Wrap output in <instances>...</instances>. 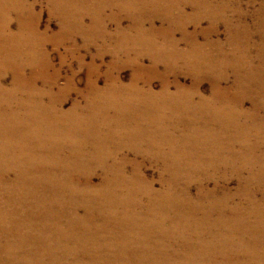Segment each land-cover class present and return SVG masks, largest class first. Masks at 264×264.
<instances>
[{
    "label": "rangeland",
    "instance_id": "374dc122",
    "mask_svg": "<svg viewBox=\"0 0 264 264\" xmlns=\"http://www.w3.org/2000/svg\"><path fill=\"white\" fill-rule=\"evenodd\" d=\"M0 184V264H264V0H0Z\"/></svg>",
    "mask_w": 264,
    "mask_h": 264
},
{
    "label": "bare ground",
    "instance_id": "6f19581e",
    "mask_svg": "<svg viewBox=\"0 0 264 264\" xmlns=\"http://www.w3.org/2000/svg\"><path fill=\"white\" fill-rule=\"evenodd\" d=\"M8 1V0H7ZM50 1V0H49ZM54 14V13H53ZM220 21V20H219ZM21 24V23H20ZM25 26V25H24ZM172 31V30H171ZM194 34V33H193ZM41 37V36H40ZM97 38V37H96ZM101 38V37H100ZM189 40V39H188ZM197 44H199V43H197ZM174 46V45H173ZM33 53V52H32ZM163 60V59H162ZM49 62V61H48ZM162 63H164V62H162ZM30 67V66H29ZM41 67V66H40ZM18 70V69H17ZM56 70V69H55ZM54 70V71H55ZM236 72V71H235ZM34 74V73H33ZM143 75V74H142ZM55 76V75H54ZM110 76V75H109ZM151 76V75H150ZM168 76V75H167ZM52 77V76H51ZM157 77V76H156ZM162 77V76H161ZM189 77V76H188ZM141 78V77H140ZM142 78H144V77H142ZM176 78V77H175ZM164 79H165V77H164ZM45 80V79H44ZM43 80V81H44ZM145 80V79H144ZM149 80V79H148ZM150 81V80H149ZM197 81V80H196ZM132 82V81H131ZM137 83V82H136ZM164 85V84H163ZM33 86V85H32ZM140 86V85H139ZM135 87V86H134ZM215 87H216V85H215ZM97 88V87H96ZM145 88V87H144ZM152 88V87H151ZM212 88V87H211ZM26 89V88H25ZM138 90V89H137ZM198 90V89H197ZM213 90V89H212ZM78 91V90H77ZM81 91V90H80ZM118 91V90H117ZM148 91V90H147ZM201 91V90H200ZM162 92V91H161ZM198 92V91H197ZM193 93V92H192ZM212 93V92H211ZM220 93V92H219ZM106 94V93H105ZM195 94V93H194ZM221 94V93H220ZM81 95V94H80ZM97 95V94H96ZM158 95V94H157ZM145 97V96H144ZM151 97V96H150ZM167 98V97H166ZM213 98V97H212ZM77 99H79V98H77ZM86 99V98H85ZM114 99V98H113ZM150 99V98H149ZM57 100V99H56ZM55 100V101H56ZM144 100V99H143ZM166 101V100H165ZM223 101V100H222ZM62 103V102H61ZM152 103V102H151ZM60 104V103H59ZM147 104V103H146ZM28 106V105H27ZM78 107V106H77ZM91 107V106H90ZM59 108V107H58ZM128 108V107H127ZM151 108V107H150ZM43 110V109H42ZM62 110V109H61ZM3 111V110H2ZM35 111V110H34ZM178 112V111H177ZM138 113H140V112H138ZM166 113V112H165ZM188 113V112H187ZM165 115V114H164ZM169 115V114H168ZM204 116V115H203ZM48 117V116H47ZM45 118V117H44ZM62 118V117H61ZM140 118V117H139ZM159 118V117H158ZM170 119V118H169ZM173 119V118H172ZM200 119V118H199ZM252 119V118H251ZM82 120V119H81ZM183 120V119H182ZM69 121V120H68ZM168 121V120H167ZM254 121V120H253ZM34 123V122H33ZM72 125H74V124H72ZM57 126V125H56ZM67 126V125H66ZM36 128V127H35ZM14 129V128H13ZM53 129V128H52ZM58 129V128H57ZM81 131H82V129H80ZM94 131V130H93ZM58 132V131H57ZM70 132V131H69ZM73 132V131H72ZM89 133V132H88ZM57 135V134H56ZM73 135V134H72ZM83 136V135H82ZM202 136V135H201ZM81 137V136H80ZM244 137V136H243ZM61 138V137H60ZM89 139V138H88ZM86 141V140H85ZM102 142V141H101ZM206 142V141H205ZM67 144V143H66ZM70 144V143H69ZM105 144V143H104ZM99 146V145H98ZM63 155V154H62ZM184 157V156H183ZM149 167V166H148ZM100 173V172H99ZM36 175V174H35ZM80 182V181H79ZM115 184V183H114ZM1 185V184H0ZM11 188L14 190V183L12 182L11 183ZM43 186V185H42ZM11 188H9L10 190H11ZM37 188V187H36ZM20 189V188H19ZM16 190V189H15ZM47 191V190H46ZM150 192V191H149ZM167 192V191H166ZM33 196V195H32ZM178 196V195H177ZM42 197V196H41ZM46 197V196H45ZM160 197V196H159ZM11 198V197H10ZM161 198V197H160ZM8 199V198H7ZM4 200H5V198H4ZM47 200V199H46ZM75 202V201H74ZM22 204H23V202H22ZM19 205V204H18ZM49 206V205H48ZM3 208V207H2ZM1 208V209H2ZM51 208V207H50ZM13 209V208H12ZM46 210V209H45ZM32 215H34V213L32 214ZM40 216V215H39ZM103 218V217H102ZM185 219V218H184ZM139 220V219H138ZM205 220V219H204ZM155 222V221H154ZM203 222V221H202ZM227 224V223H226ZM242 225V224H241ZM259 225V224H258ZM57 228V227H56ZM69 228V227H68ZM66 229H67V227H66ZM192 229V228H191ZM59 230V229H58ZM166 230V229H165ZM50 231V230H49ZM53 231V230H52ZM65 231V230H64ZM14 233V232H13ZM186 235V234H185ZM48 236V235H47ZM161 237V236H160ZM54 238V237H53ZM65 238V237H64ZM62 239V238H61ZM188 239V238H187ZM56 240V239H55ZM24 241V240H23ZM5 242V241H4ZM44 242V241H43ZM65 242V241H64ZM155 243V242H154ZM57 245V244H56ZM55 245V246H56ZM14 246V245H13ZM138 247V246H137ZM1 248H3V247H1ZM42 248V247H41ZM63 248V247H62ZM28 249V248H27ZM209 249V248H208ZM6 250V249H5ZM9 251V250H8ZM30 252V251H29ZM76 252V251H75ZM26 253V252H25ZM13 254V253H12ZM183 254V253H182ZM226 254V253H225ZM26 255V254H25ZM34 255V254H33ZM224 255V254H223ZM228 255V254H227ZM11 256V255H10ZM27 256V255H26ZM211 257V256H210ZM244 259V258H243ZM156 260V259H155ZM42 261V260H41ZM153 261V260H152ZM158 261H159V259H158ZM138 262V261H137ZM136 262V263H137ZM250 262V261H249ZM161 263V262H160ZM38 264V263H37ZM148 264V263H147ZM154 264H155V262H154Z\"/></svg>",
    "mask_w": 264,
    "mask_h": 264
}]
</instances>
